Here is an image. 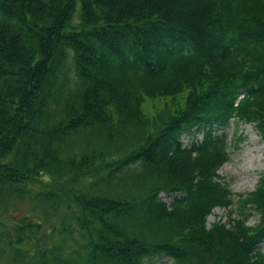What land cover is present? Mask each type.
<instances>
[{
    "label": "trees",
    "instance_id": "obj_1",
    "mask_svg": "<svg viewBox=\"0 0 264 264\" xmlns=\"http://www.w3.org/2000/svg\"><path fill=\"white\" fill-rule=\"evenodd\" d=\"M231 121L264 140V0H0V217L43 215L0 221V264H264V173L236 199L218 174Z\"/></svg>",
    "mask_w": 264,
    "mask_h": 264
},
{
    "label": "rangeland",
    "instance_id": "obj_2",
    "mask_svg": "<svg viewBox=\"0 0 264 264\" xmlns=\"http://www.w3.org/2000/svg\"><path fill=\"white\" fill-rule=\"evenodd\" d=\"M78 18V15L76 16ZM186 94L183 93L175 98H157L154 100L146 99L142 108L144 116L153 121L156 116L163 110L170 112L180 109L184 105ZM227 135L230 158L218 171L222 182L227 185L228 189L235 196L246 195L253 192L257 187L259 180L264 173V140L258 135L253 124H238L231 121L230 127L225 131ZM201 135H196L195 139H200ZM242 140H238V138ZM183 145H188L191 139L183 136L181 139ZM165 202L169 198L163 194L160 195ZM236 204L230 208L235 209ZM231 209L216 208L207 218V227L209 228L215 222L226 223ZM251 217L248 219V224L253 225L257 221V216L254 212L250 213ZM235 215H232L233 218ZM43 219V215L39 211L32 210L31 204L28 202L19 203L15 209H11L8 215L1 216L0 221L9 229L13 224L25 220L26 222H39ZM65 222L68 226L73 227L72 221L69 220L68 212L60 211L50 222L43 224L42 231L45 234H50L56 229L60 231V224ZM41 231V232H42ZM40 232V234H41ZM50 243L54 245L60 244L62 238L55 235ZM49 243V244H50ZM71 240H66L64 243V250L62 255H67L72 246ZM264 253V245L261 248ZM146 264H175L169 258H156Z\"/></svg>",
    "mask_w": 264,
    "mask_h": 264
}]
</instances>
